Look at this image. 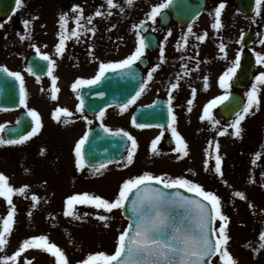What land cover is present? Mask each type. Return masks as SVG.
<instances>
[{"label": "rangeland", "instance_id": "1", "mask_svg": "<svg viewBox=\"0 0 264 264\" xmlns=\"http://www.w3.org/2000/svg\"><path fill=\"white\" fill-rule=\"evenodd\" d=\"M163 2L167 0H149V2L134 0V4L130 7L125 0H114L118 7L109 9L106 0H101L99 10H102L101 12L105 15L97 17L94 14L98 9L95 5H89L91 3L88 0H22V6L10 20L5 24L2 23L3 20H0L3 24V27H0L1 64L23 75L27 91V108L24 105L23 108L25 111L29 108L37 110L43 124L40 132L26 143L0 146V172L7 175L9 183L16 188L23 185L29 186V191L24 196L14 195L13 197V203L16 206L13 231L8 237L7 245L0 250V257L13 255L21 246L23 239L42 234L47 235L49 242L55 243L65 252L69 264H79L88 254L98 251L111 254L114 251L116 238L128 225V221L121 214V209L106 213L92 206L78 205L76 211L81 217L78 220L64 215L66 198L73 194L88 192L112 200L125 179L148 171L155 175L184 176L200 183L205 190L213 191L220 196L222 212L229 217L227 225V233L230 237L229 251L238 264H264V249L258 254L253 251V248H259V234L264 231V86H260L259 108L258 110L254 108L241 122L242 131L239 137L231 134L234 131L229 127L232 122L226 123L220 118L218 106L212 110V114L219 124L213 125L211 121L200 119L209 101L225 94V90L219 86V77L227 68L233 66V61L237 57L233 54L234 59H231L230 64V55L227 53L229 45L224 52H220L211 38L194 43L200 50L191 60L184 59L183 64L190 65V69L183 67L182 84L180 85L181 75H178L176 80H172V84L179 83V87L171 93L174 97L172 107L176 116L175 127L188 144V156L180 158L181 154L176 153L174 149L162 152L159 150V155L145 156L146 142L148 143L150 139L153 141V137L159 134L153 130H142L131 125L135 107L142 103H150L159 92V95L165 94L163 88L169 90L171 87V85L164 86L166 75H162L159 68L153 74V79L148 82L150 91L145 92L146 86L142 99L139 96L135 104H131L127 110L109 108L105 111L102 121L99 117H87L85 120L86 116L77 111L78 104L75 97L79 89L74 91L72 84L77 79L87 80L95 77L101 63H118L131 55L135 51L138 39V30L134 26L141 20L149 21L148 14L152 8ZM146 3L150 5L147 9L144 6ZM208 3L212 11H215L220 3L234 10V14L228 12L236 25L235 34L232 40L230 39L231 44H234L231 50L237 47L241 35L247 30H258L264 37V23L257 22L260 17L254 14L246 21H243L246 19L243 16H239L240 19L237 18L239 12L233 0H208ZM77 5L83 10L84 19L81 24L87 28H94L95 34L87 32L78 40L75 37L69 38L66 41L65 51L62 55H58L55 51L58 42H53L59 38L55 36L61 31L60 15L67 14V34H70L76 29L75 16L78 13H73L72 9ZM224 9L226 8L222 10ZM232 9L229 8L228 11ZM263 12L264 6L259 16ZM221 16L226 15L223 12ZM88 17H94L90 24L87 21ZM25 19L31 21L30 25L34 22V41L29 37L31 36L28 30L30 25L25 28L23 24ZM16 33L19 36L27 35L28 37L20 38L25 45L21 54L23 46L21 41H16ZM35 38L43 43L46 42L45 47H42ZM51 38L54 40H50ZM261 39L264 40V38ZM37 48L41 53H45L47 48L50 51V57L55 53L63 63L67 61L65 64H69L66 67L54 56L56 65L53 75L58 78L56 87L60 90L56 100L51 99V79L40 81L26 71V59L30 53L37 52ZM13 51L19 54L8 57L7 54ZM239 51L238 46L234 52ZM78 52H80L78 56L70 57V54ZM261 54L264 52L262 51ZM260 72H264V65L258 64L256 74ZM204 77H208L207 90L204 88ZM61 78L63 79L60 80ZM61 82L62 85H60ZM251 85L237 91L233 88L231 81V88L228 91L238 92L246 99V93ZM193 89L196 90V95L191 106L192 110L189 112L187 101L192 99ZM167 94L169 97V92ZM57 107L70 110L71 123L64 124L63 116L61 122L53 118L52 113ZM17 115L18 112H0V124L6 126L14 124ZM96 119L113 131L123 129L136 138L140 147L135 152L132 164L125 167L126 155L122 160L103 169L102 174L96 173L95 169L85 167L81 171L76 168L75 145L96 123ZM226 127L228 134L219 135V131ZM169 131V136L173 138L171 129ZM0 135L3 136V133ZM210 142H212L211 148ZM217 142L219 155L222 158L223 177L214 172L216 155L214 148ZM148 147L151 148V145ZM42 149L43 155H41ZM210 151L211 157H209ZM256 153H260L261 157L253 164ZM206 160L208 161L207 170H205ZM235 191L243 192L246 199L235 197ZM33 194L40 198L35 208L31 207ZM9 209L10 206L6 200L0 197L1 224ZM29 211L32 213L31 216L28 215ZM85 213H87L86 216ZM98 215H108L110 219L100 221L97 218ZM106 224L108 226H105ZM219 224L220 222L217 221V227ZM31 250L33 251L29 252L37 251L31 260L21 257L17 264L21 262L27 264L28 261L32 264H44L41 261L44 257L40 256L42 249Z\"/></svg>", "mask_w": 264, "mask_h": 264}, {"label": "snow or ice", "instance_id": "2", "mask_svg": "<svg viewBox=\"0 0 264 264\" xmlns=\"http://www.w3.org/2000/svg\"><path fill=\"white\" fill-rule=\"evenodd\" d=\"M171 0L166 3H161L158 6L152 8L148 14V18L152 21L156 20V17L160 15L161 11L168 7ZM107 7L109 9L118 7L114 3V0H106ZM128 6L134 4V0H125ZM16 8L19 9L22 6V0H15ZM262 6H264V0H255V14L259 16L261 14ZM225 7L224 3H220L219 7L215 9V22L212 24V28L219 30L222 27L221 10ZM73 13H78L75 16L76 29L70 34L66 35L68 17L67 14L60 15V28L59 42L55 46V51L58 55H62L66 48V41L75 37L77 40L82 34L92 32L95 34L94 28H87L81 24L84 19L83 10L79 5L74 6ZM123 11V8H121ZM110 14V13H108ZM97 17H102L105 13L97 10L94 14ZM94 17H88L87 21L90 24ZM30 20H23L25 28L30 25ZM0 27L3 24L0 23ZM114 27V26H113ZM139 27V26H134ZM188 33L192 34V26L189 25ZM171 35V32H169ZM207 33L199 35L196 38L200 41L206 39ZM28 38L27 35H22L21 39ZM137 46L135 51L125 59L120 60L118 63H101L99 71L92 79H77L72 84L74 91L80 89L84 85L93 86L101 82L105 77V74L109 70L116 69H131L145 54V49L148 47L144 36L140 35L137 31ZM184 43H187L188 37L182 38ZM264 44V40L260 41ZM33 47H35L33 45ZM225 45L221 43L219 45L220 51H225ZM180 45H177L179 50ZM37 54L41 59L48 62L47 75L51 77V99H58L57 93L59 89L56 87L57 77L53 75V71L56 65L49 55L40 53V50L36 49ZM161 61L164 60V46L160 48ZM227 58L226 55L224 57ZM256 63L264 65V54L256 53ZM160 67L159 64L152 67L147 73V79L141 84L140 90L127 101L126 104L121 105V110L125 111L127 108L135 103L139 96L145 90L147 83L153 79V74ZM197 65V69H198ZM240 67V56L237 55L233 62V66L227 68L226 71L219 77V86L225 90V94L217 96L204 107L203 114L200 117L202 121L208 120L215 124H219L218 120H215L212 114V110L219 104H223L229 99L231 88V81L235 76L237 69ZM0 71L7 73L8 76L13 77L16 81H19V103L27 108V91L25 88V82L23 75L18 71H10L7 67L0 68ZM28 72L35 75L32 67L27 69ZM255 82L252 83L250 90L246 93V102L243 103L242 109L235 112V119L229 125L234 131L232 135L239 137L241 135V122L246 118L248 114L255 108L258 110L260 104V86H264V72H260L255 76ZM179 87V83L171 84L168 97L167 113L169 116V122L167 127L171 129L173 138L175 139L174 151L181 154L180 158L189 155L188 144L183 136L177 131L176 116L173 111L172 91ZM209 87L208 77H204V88L207 90ZM98 96H103V92H98ZM196 95V90H192V99L187 101L188 111L191 112L192 104ZM77 111H84V102L80 98V103L77 106ZM27 115L31 117L32 127L26 134L17 135L15 138L5 139L0 135V146L4 145H17L24 144L30 140L33 136L37 135L43 127L42 119L39 112L35 109L29 108ZM53 118L57 122H61L63 116V123H71L70 117L72 113L68 108L57 107L52 113ZM105 111L101 110L98 113V117L103 120ZM87 120V117H84ZM19 123V121L17 122ZM91 123V121H89ZM133 123L137 128H144L147 125L136 123L133 119ZM101 127L108 134L114 136H122L130 141V147L127 149V157L125 167L132 164L134 161L135 152L138 148L137 140L127 131L123 129H113L105 127L101 123ZM157 127H164L163 125H157ZM6 125L0 124V133H3ZM12 132H17V129H12ZM228 134V128H224L219 131V135L223 136ZM164 133L161 132L151 142V152L153 154H159L157 145L159 144ZM89 140V134L85 133L84 136L75 145V166L78 170L83 171L88 161L85 159L84 145ZM212 142H210V148ZM215 155V174L223 177L222 171V158L219 155V143H215L214 148ZM44 154V150H41V155ZM211 151L209 157H211ZM261 154L256 153L252 163L255 164L256 160L260 159ZM111 160L101 161L97 164H92L91 167L95 169L96 173H101L102 170L107 167ZM208 161H205V170H207ZM250 182H255L250 180ZM225 183H227L225 181ZM183 190V191H181ZM29 191L28 185H23L19 188L14 187L9 183V177L0 172V197L4 198L7 204L10 206L6 217L2 219L0 224V250H2L8 243V237L13 231L14 217L16 215V206L13 203L14 195L24 196ZM185 192L193 195H185ZM235 197L246 199L245 194L240 191L234 192ZM39 197L35 194L31 196L33 204L32 208H35L39 202ZM78 205L92 206L98 210H104L106 213H112L113 210L121 209L129 213V222L126 228H124L118 235L115 241L114 251L109 254L105 251H98L96 253H90L85 259L79 262V264H210L211 259L216 257V264H238L237 260L233 257L228 248L230 237L227 233V225L229 217L222 212L221 197L213 191L205 190V188L198 182L184 176L172 177L167 174L155 175L152 172L145 171L142 174L135 175L128 179H125L118 189V193L114 199L109 200L99 195H93L88 192L77 193L70 195L65 201L64 215L68 217H74L75 219H81L80 214L76 211ZM251 207V205H250ZM31 211L28 215L31 216ZM85 216L87 213L84 214ZM97 218L100 221H108L110 217L108 215H98ZM217 221L220 222L217 227ZM105 226H108L107 224ZM259 248H253V251L258 252L264 249V231L259 234ZM27 249H42L47 253H50L55 257V264H69L68 258L65 252L55 243L49 242L47 235H35L31 238L23 239L19 249L11 256L0 257V264H17L18 259L21 257ZM27 264H31L28 261Z\"/></svg>", "mask_w": 264, "mask_h": 264}, {"label": "water", "instance_id": "3", "mask_svg": "<svg viewBox=\"0 0 264 264\" xmlns=\"http://www.w3.org/2000/svg\"><path fill=\"white\" fill-rule=\"evenodd\" d=\"M235 2L246 13H250L255 4V0H235ZM204 4L205 0H172L170 10L174 13L175 19L180 20L181 23H189L202 11ZM12 6L13 0H0L2 14H8ZM247 40H252V35H248ZM244 60L245 65L235 80L237 86H243L251 79L250 72L254 63L253 59L245 56ZM31 62L30 67L35 68L34 71L42 76L45 73L46 64L37 58H33ZM141 83L140 73L134 68L107 73L96 86L84 87L81 90L80 96L84 102V109L90 114H98L109 105L121 106L126 104L138 92ZM98 92H103L104 95L98 96ZM243 103L240 97L232 95L225 104L220 106V114L226 119H232L235 112L242 109ZM20 106L19 81L0 71V108L11 110L19 109ZM167 108L166 101L158 100L155 105L138 110L134 119L138 124L166 127L169 122ZM18 121L19 123L15 127H9L5 130L7 139L26 134L31 130L32 121L27 114H21ZM12 129H17V132H12ZM127 147L128 141L125 137L108 134L100 127H96L89 132V140L84 145L85 159L88 161L87 166L91 167L92 164L101 161L111 160L114 162L123 156ZM185 195L191 196L193 194L185 192ZM123 215L128 219L130 214L123 210Z\"/></svg>", "mask_w": 264, "mask_h": 264}, {"label": "flooded vegetation", "instance_id": "4", "mask_svg": "<svg viewBox=\"0 0 264 264\" xmlns=\"http://www.w3.org/2000/svg\"><path fill=\"white\" fill-rule=\"evenodd\" d=\"M207 10L204 12L205 14H208ZM168 28H162L159 30L163 35L160 36V41L162 44H165L166 46L173 47L170 51L171 58H172V64L174 67H179V63L181 61V57H189L190 55H193L195 53L193 46H190L192 40H195V38L199 35H203L207 33L208 31L205 26L194 28L192 27V34L188 33V27H181L177 24H175V31H177V34L174 36V34L169 35V32L167 31ZM187 36V43L185 44L183 41V37ZM169 37H171V41H169ZM180 45L179 50H177V45ZM188 44V47H186ZM169 68H172V65H170Z\"/></svg>", "mask_w": 264, "mask_h": 264}]
</instances>
